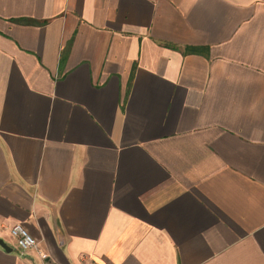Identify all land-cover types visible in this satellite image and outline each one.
I'll return each mask as SVG.
<instances>
[{"label":"crops","instance_id":"0c3cea01","mask_svg":"<svg viewBox=\"0 0 264 264\" xmlns=\"http://www.w3.org/2000/svg\"><path fill=\"white\" fill-rule=\"evenodd\" d=\"M0 240L264 264V0H0Z\"/></svg>","mask_w":264,"mask_h":264},{"label":"built area","instance_id":"2783aa9c","mask_svg":"<svg viewBox=\"0 0 264 264\" xmlns=\"http://www.w3.org/2000/svg\"><path fill=\"white\" fill-rule=\"evenodd\" d=\"M10 232L16 241L20 255L38 249L37 240L31 236L21 224L16 223L11 226Z\"/></svg>","mask_w":264,"mask_h":264},{"label":"water","instance_id":"95a60500","mask_svg":"<svg viewBox=\"0 0 264 264\" xmlns=\"http://www.w3.org/2000/svg\"><path fill=\"white\" fill-rule=\"evenodd\" d=\"M0 245L7 251H10V248L3 242L0 240Z\"/></svg>","mask_w":264,"mask_h":264}]
</instances>
